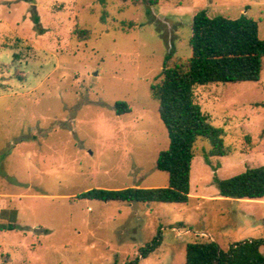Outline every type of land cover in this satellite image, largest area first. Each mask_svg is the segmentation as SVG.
<instances>
[{
  "label": "rangeland",
  "instance_id": "obj_1",
  "mask_svg": "<svg viewBox=\"0 0 264 264\" xmlns=\"http://www.w3.org/2000/svg\"><path fill=\"white\" fill-rule=\"evenodd\" d=\"M200 10L246 15L264 39V0H0V264H126L159 232L139 264H186L188 243L262 237L264 198L220 197L217 181L264 166V59L257 82L195 87L230 152L195 144L188 203L77 197L168 185L151 86L171 51L169 66L190 57Z\"/></svg>",
  "mask_w": 264,
  "mask_h": 264
},
{
  "label": "trees",
  "instance_id": "obj_2",
  "mask_svg": "<svg viewBox=\"0 0 264 264\" xmlns=\"http://www.w3.org/2000/svg\"><path fill=\"white\" fill-rule=\"evenodd\" d=\"M156 1L143 0L149 5L156 4ZM35 22H39L37 18ZM190 51L188 59L173 66L168 65L173 52L167 54L162 80L151 86L169 138V147L159 153L156 168L168 175V185L160 188L93 189L78 195V199L186 204L191 198L190 178L195 144L200 140L207 141L210 145L207 156L211 157H223L230 152L225 146L223 131L214 127L210 116L195 103L194 89L213 83L257 82L261 79L264 39L259 36V23L246 15L238 18L210 17L205 10H200L191 20ZM115 111L117 115H124L131 110L125 101H118ZM217 187L223 198L261 200L264 198V166L217 181ZM262 225L261 238L241 240L227 250L209 240L188 243L186 264H264V255L260 251L264 246V219ZM162 239V232H159L140 249L134 260L126 264H139L141 259L161 246Z\"/></svg>",
  "mask_w": 264,
  "mask_h": 264
},
{
  "label": "crops",
  "instance_id": "obj_3",
  "mask_svg": "<svg viewBox=\"0 0 264 264\" xmlns=\"http://www.w3.org/2000/svg\"><path fill=\"white\" fill-rule=\"evenodd\" d=\"M17 145H22V143H18Z\"/></svg>",
  "mask_w": 264,
  "mask_h": 264
}]
</instances>
